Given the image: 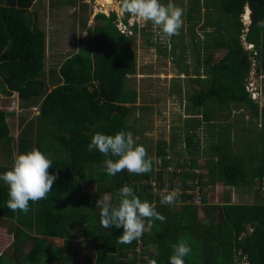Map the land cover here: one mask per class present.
Returning <instances> with one entry per match:
<instances>
[{
	"label": "trees",
	"instance_id": "1",
	"mask_svg": "<svg viewBox=\"0 0 264 264\" xmlns=\"http://www.w3.org/2000/svg\"><path fill=\"white\" fill-rule=\"evenodd\" d=\"M33 1L0 0V93L15 92L22 103L37 101V113L22 122L15 136L5 121L7 113L0 109L2 153L8 158L6 164H0V174L11 168V146L17 153L36 147L52 160L49 173L57 179L47 199L29 202L27 214L7 207L8 189L0 181V235L3 232L8 238L0 249V264H146V256L157 264H169L172 245L180 240L196 249V255L185 257V264H241L243 260L244 264H264V190L260 185L264 182V106H258L244 87L251 59L255 74L264 68V28L259 27L264 21V0H206L204 4L212 10L200 29L210 26L212 30L202 43L206 57L201 61L203 77L192 78L197 88L191 87L186 101L200 110L207 133L205 144L198 142L197 125L189 122L193 119H184L188 126L183 148L168 145L174 154L169 156L166 143L159 139L153 154L147 152L154 158L151 172L137 175L123 170L114 176L102 170L104 156L97 150L88 151L87 146L95 132L114 135L129 130L126 118L136 92L125 87V79L135 72L131 46L135 25L127 28V34L117 28L114 12H97L93 18L98 23L86 28L78 48L61 57L55 69L44 70L45 33L31 23ZM244 5L252 12L246 31L240 20ZM190 6L194 10V1ZM192 11L188 9L187 20L196 19ZM244 44H252V49ZM220 48L225 51L210 63L209 51ZM238 105L245 106L259 124L254 137L239 140L245 152L230 150L227 120H218L214 129L210 125L215 112L229 113ZM232 137L236 140V133ZM198 156L203 158L201 166ZM213 181L253 187L252 202L206 203L199 190ZM90 183L99 196L110 194L113 203L121 187H132L166 219L146 225L139 240L121 244L118 237L123 228H104L95 207L99 196L90 198L82 190ZM164 189H179L174 204L160 203L158 193ZM196 207L204 220H198ZM190 233L199 239L193 240ZM76 238L92 243L80 263L69 261L65 254L66 250L68 255L76 254L70 245ZM48 239H59L60 245Z\"/></svg>",
	"mask_w": 264,
	"mask_h": 264
},
{
	"label": "rangeland",
	"instance_id": "2",
	"mask_svg": "<svg viewBox=\"0 0 264 264\" xmlns=\"http://www.w3.org/2000/svg\"><path fill=\"white\" fill-rule=\"evenodd\" d=\"M39 1L37 0L33 6L36 8L40 6L39 9H44V11H47V8L49 12L46 22L45 20L42 21L43 25H47L46 29L44 27L46 64L49 63V57L55 51L54 60L58 61L61 57L78 48L81 40L88 32L86 27L98 23V20L93 18L96 12L108 14L112 11L116 13V24L120 29H125L127 34H129L127 28H130L133 22L135 32L133 33L134 37L131 41V46L135 52L136 66L135 72L126 77L125 87L135 90L136 100L126 118L128 131L133 134L136 144L144 146L145 149L148 148L146 151H149L151 154L154 151V143L159 139L163 140L166 146L170 145L171 148L181 149L183 148L184 130L188 126L184 119L192 118L193 120L189 122L197 125L195 133L199 137L198 142L203 145L205 144L206 141H203V138L207 136V133L204 131V124H202L198 115L200 110L197 108L192 109L187 105L186 95L190 92L191 87L197 88L192 78L199 76L202 79L203 77L201 61L206 59V57L202 43L206 39V34H210L211 32L209 31L212 30L210 26H205L203 30L200 29L201 24L205 22V17L201 18L202 12L208 10L204 5L206 0H172L175 5L183 9V26L179 35L167 38L163 42L158 34V29L150 21H141L124 12L121 2L118 0H105L104 4L101 0H98V4L96 0H49L48 3L47 0H44L41 5ZM193 1L194 10L190 6ZM70 3L74 4V8ZM161 3L166 5L169 3V0H161ZM188 9L193 10L191 16H194L193 18L197 20L186 19ZM198 18L200 19L198 20ZM201 19L202 22H200ZM38 25L39 23H37ZM223 52V48L209 51V62L214 63ZM250 70L251 73L246 77V82H250L251 84L247 85V89L249 91H256V96L253 99L258 101L259 105H264L263 91L261 95L259 94V98L258 90H254L256 86L264 88V78L260 74H255V68L252 67ZM195 71H197V74ZM263 72L264 68H262L260 73ZM0 96H2L0 98V108L9 110L12 114L11 117L6 118V121L10 134L15 136L22 122L36 114L37 101L22 103L17 100L16 96H11V94L1 93ZM249 113L250 111L245 106L238 105L236 108L230 109L229 113L224 112L219 114L215 112L210 120L211 124L210 122L208 124L212 125L214 129L219 125L218 120H227L230 124V137L235 133L237 140H242V137H254L253 133L259 129V126ZM242 128L244 131H242ZM211 134L215 136L216 133L213 130ZM2 143L3 141L0 140V149H2ZM254 143L256 142L254 141ZM237 148L238 146L234 147L232 145V152L236 151ZM9 150L13 153V146ZM7 160L8 158L5 159V155L0 151V164H6ZM202 161L203 158L198 156L197 163L199 166H201ZM199 169L203 172L201 167ZM260 185L261 189L264 190V182ZM82 190L88 191L90 198H97L99 196L98 193L96 194L95 186L91 183L82 186ZM228 190L217 184L213 188H208L207 196L211 201L215 202V194L218 193L220 195V193L227 192ZM238 192L241 191L238 190ZM236 197L235 195L234 199ZM239 199H243L242 196ZM168 208L173 210L175 207L169 206ZM2 234L3 232L0 235V249L4 246L5 242H8V238ZM195 234L190 233V238L197 241L199 238ZM187 238L189 239L188 235ZM59 241L58 239L57 241L51 240L49 242L60 245ZM70 243L71 250L76 254L72 256L68 255V250H66L65 254L68 256L69 261L80 263L83 260L82 255L84 251H89L92 243L87 238L72 239ZM149 247L151 246L149 245ZM192 255H196L195 248H192V252L187 257H191ZM240 263L244 264L245 261L243 260Z\"/></svg>",
	"mask_w": 264,
	"mask_h": 264
},
{
	"label": "clouds",
	"instance_id": "3",
	"mask_svg": "<svg viewBox=\"0 0 264 264\" xmlns=\"http://www.w3.org/2000/svg\"><path fill=\"white\" fill-rule=\"evenodd\" d=\"M122 10L141 21L151 22L158 29L163 42L167 38L179 35L183 26V9L172 0L166 5L161 0H120ZM259 27L264 28V21ZM88 151L97 150L104 156L102 170L109 176L127 170L131 174L142 175L153 170L154 158L149 157L144 146L137 145L130 131L120 130L114 135L95 132L87 146ZM52 160L36 147L24 153H12L11 168L0 174V181L7 186L9 199L7 207L12 211L27 214L29 202H39L48 197L52 190L55 174H50ZM179 189L160 191V203L172 205L176 202ZM100 210V223L104 228L115 226L123 228L118 237L121 244H131L139 240L146 227L156 220L164 222L165 217L147 200H141L132 187H121L117 192V202L112 196L103 193L96 201ZM192 252L187 240L172 245L169 264H185V257ZM146 264H157L156 259L144 257Z\"/></svg>",
	"mask_w": 264,
	"mask_h": 264
},
{
	"label": "crops",
	"instance_id": "4",
	"mask_svg": "<svg viewBox=\"0 0 264 264\" xmlns=\"http://www.w3.org/2000/svg\"><path fill=\"white\" fill-rule=\"evenodd\" d=\"M37 0H34L33 2H32V4L30 5V7H29V10H30V18H31V23L33 24V25H35V26H37V23H39V25L37 26L39 29H41V30H43L44 31V27H45V29H46V27H47V25L46 24H44L43 25V23H42V21L43 20H45V22H46V18L48 17V9L46 8V10L47 11H44V9H39L40 8V6L39 7H34L33 5H34V3L36 2ZM42 1H44V0H40L39 1V3H40V5L42 4ZM60 1V0H59ZM118 1H120V0H118ZM49 2V0H47V3ZM70 5L73 7L74 6V4H71L70 3ZM207 7V11H204V12H202V15H201V18H203V17H205V16H207V14H208V16H209V14H210V12H211V10H212V7L210 6V5H207L206 6ZM74 8V7H73ZM199 9H200V7H199ZM245 10H246V12H245ZM188 11V10H187ZM250 9L246 6V5H244L243 6V8H242V12H241V14H240V20H241V23H242V25H243V31H246V28H247V25L249 24V21L251 20V19H249V17H248V15H249V13H250ZM199 12H200V10H199ZM97 13V12H96ZM216 13V12H215ZM214 13V14H215ZM213 14V15H214ZM244 14H245V16H244ZM251 14H252V12H251ZM95 15V14H94ZM93 15V16H94ZM105 15H108V14H105ZM207 16V17H208ZM200 18H198V20H199ZM197 20V19H196ZM200 22H202V19H201V21ZM115 23H116V13H115ZM120 23H122V22H120ZM133 24V22L131 23V25ZM134 25V24H133ZM116 26H117V24H116ZM87 28V27H86ZM203 30V29H202ZM201 30V31H202ZM206 30H208V29H206ZM44 33H45V31H44ZM45 47H46V43H45ZM251 47H252V44H251ZM224 49V48H223ZM224 51H225V49H224ZM45 52H46V50H45ZM45 52H44V54H45ZM55 54H56V51L54 52V54L53 55H50V61H49V63L48 64H46V58H45V69L44 70H46V68H48V67H50V68H52V69H55L54 68V64L55 63H58L60 60H54V56H55ZM223 54V53H222ZM221 54V55H222ZM61 59V58H60ZM262 70V69H261ZM260 70V71H261ZM260 71H259V73L258 74H260V75H262V77L264 78V72L263 73H260ZM247 77V76H246ZM246 77H245V79H244V81L246 80ZM261 77V78H262ZM53 78H57L56 76H54ZM255 90H258V97L260 98V95H261V93H262V88H261V86H259V87H255ZM6 94V93H5ZM11 94V96H16V93L15 92H11L10 93ZM10 94H8V95H10ZM260 94V95H259ZM0 95H1V93H0ZM2 96H0V98H1ZM257 99V98H256ZM254 102H257V104L259 103L258 101H255L254 100ZM258 106H264V105H259L258 104ZM1 110H3V111H5L6 113H7V115L5 116V121H6V118H8V117H11L12 116V114L10 113V111L8 110H5V109H2V108H0ZM36 113H37V109H36ZM256 122V124L259 126V124L257 123V121H255ZM6 123H7V121H6ZM233 138L234 137H228V145H229V148H230V150L232 149V145H238V149L236 150V151H234V152H241V151H243V150H241V148H240V142H239V140H233ZM242 139H246V137H242ZM236 143H238V144H236ZM182 146H183V143H182ZM3 147V146H2ZM166 149L168 150V155L170 156V155H174L173 153H172V150L168 147V146H166ZM0 151L2 152V149H0ZM243 152H245V151H243ZM201 172H202V170L201 169H199ZM198 170V171H199ZM203 172H204V170H203ZM257 182L258 181H256L255 180V184H257ZM217 184H220L222 187H224V189H229L227 192H224V193H220V195L217 193V194H215L214 195V199H215V202L214 201H211L209 198H208V196H207V190H208V188L210 187V188H213L214 186H216ZM214 185V186H213ZM253 188V187H252ZM252 188H250V187H248V186H246V185H244V184H242V186L241 185H239V186H229V185H223L220 181H213V182H206V183H204L203 185H202V187L200 188V194H202V196H203V198H204V200L206 201V203H209V204H220V203H251L252 202V200H253V189ZM238 190H240L241 192H238ZM251 192H252V195H251ZM225 194V195H224ZM235 195L237 196L236 197V199H234V197H235ZM255 195V194H254ZM223 196H225V198H223ZM241 196H242V198L243 199H239V198H241ZM248 199H249V201H248ZM186 201V203H189L190 202V200L189 199H186L185 200ZM181 204V203H180ZM196 208H198L197 209V216H198V220H201V217H203V215H202V212L200 211V209H199V207H196ZM203 220H204V217H203ZM246 228H249V224H246ZM249 230H250V228H249Z\"/></svg>",
	"mask_w": 264,
	"mask_h": 264
},
{
	"label": "built area",
	"instance_id": "5",
	"mask_svg": "<svg viewBox=\"0 0 264 264\" xmlns=\"http://www.w3.org/2000/svg\"><path fill=\"white\" fill-rule=\"evenodd\" d=\"M117 28L120 30V31H123L122 29H120L119 28V26L117 25ZM244 48H246V49H248V50H251L252 49V47H251V44H245L244 45ZM251 63H252V65H253V59H251ZM251 69H252V66H251ZM251 73V70L248 72V74H247V76L249 75ZM251 83L250 82H246V80H245V84H244V87H245V89L249 92V95H250V97L251 98H255V93H256V91H249L248 89H247V85H250ZM254 90H255V87H254ZM197 199V198H196Z\"/></svg>",
	"mask_w": 264,
	"mask_h": 264
},
{
	"label": "water",
	"instance_id": "6",
	"mask_svg": "<svg viewBox=\"0 0 264 264\" xmlns=\"http://www.w3.org/2000/svg\"><path fill=\"white\" fill-rule=\"evenodd\" d=\"M248 17H249V19H251V18H252L251 11H250V13H249Z\"/></svg>",
	"mask_w": 264,
	"mask_h": 264
}]
</instances>
